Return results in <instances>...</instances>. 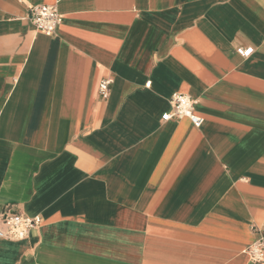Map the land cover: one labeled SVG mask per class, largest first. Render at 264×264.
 <instances>
[{"label": "crops", "instance_id": "obj_1", "mask_svg": "<svg viewBox=\"0 0 264 264\" xmlns=\"http://www.w3.org/2000/svg\"><path fill=\"white\" fill-rule=\"evenodd\" d=\"M175 91L200 127L162 119ZM7 209L42 222L0 264H264V0H0Z\"/></svg>", "mask_w": 264, "mask_h": 264}, {"label": "built area", "instance_id": "obj_2", "mask_svg": "<svg viewBox=\"0 0 264 264\" xmlns=\"http://www.w3.org/2000/svg\"><path fill=\"white\" fill-rule=\"evenodd\" d=\"M30 20L37 30L53 35L63 22V16L60 13L56 3H41L31 6ZM237 51L243 56H249L253 53L254 47H239ZM112 77H105L99 85V94L103 99L110 95ZM151 85V80L146 86ZM170 110L162 115L163 120L181 119L187 117L194 126L200 127L205 118L196 110L197 100L184 91H175L169 98ZM42 218L40 215L29 216L23 212L7 209L1 214L0 218V238L9 240L24 239L28 236L30 230L40 225ZM258 236L242 252L248 259L254 263H264V234L259 227H254Z\"/></svg>", "mask_w": 264, "mask_h": 264}]
</instances>
